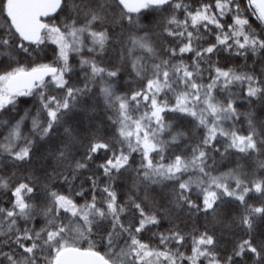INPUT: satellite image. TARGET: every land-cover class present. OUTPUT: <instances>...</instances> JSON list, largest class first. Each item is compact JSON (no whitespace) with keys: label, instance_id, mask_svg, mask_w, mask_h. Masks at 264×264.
I'll use <instances>...</instances> for the list:
<instances>
[{"label":"snow or ice","instance_id":"obj_1","mask_svg":"<svg viewBox=\"0 0 264 264\" xmlns=\"http://www.w3.org/2000/svg\"><path fill=\"white\" fill-rule=\"evenodd\" d=\"M0 130V264H264V0H0Z\"/></svg>","mask_w":264,"mask_h":264},{"label":"rangeland","instance_id":"obj_2","mask_svg":"<svg viewBox=\"0 0 264 264\" xmlns=\"http://www.w3.org/2000/svg\"><path fill=\"white\" fill-rule=\"evenodd\" d=\"M237 63H239V61H237ZM243 110H246V109H243V108H242V111H243ZM240 126H241V127H244V126H245V122H244L243 117L240 118ZM25 131H27V129H25ZM0 134H2V130H0ZM249 171H251V169H249ZM261 199H264V197H260L259 195H255V196H253V197L251 198V200H250L249 202H250V203H256V202H258V201L261 200ZM240 237L246 238V237L243 236V233H242V232H241V233H238L236 239H238V238H240ZM229 246H230V245H229Z\"/></svg>","mask_w":264,"mask_h":264}]
</instances>
